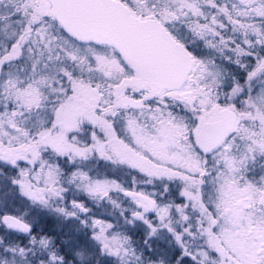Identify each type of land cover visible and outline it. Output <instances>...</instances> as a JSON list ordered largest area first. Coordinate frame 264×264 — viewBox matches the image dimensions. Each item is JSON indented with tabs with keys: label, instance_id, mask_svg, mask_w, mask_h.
<instances>
[{
	"label": "snow or ice",
	"instance_id": "1",
	"mask_svg": "<svg viewBox=\"0 0 264 264\" xmlns=\"http://www.w3.org/2000/svg\"><path fill=\"white\" fill-rule=\"evenodd\" d=\"M0 264H264V0H0Z\"/></svg>",
	"mask_w": 264,
	"mask_h": 264
}]
</instances>
